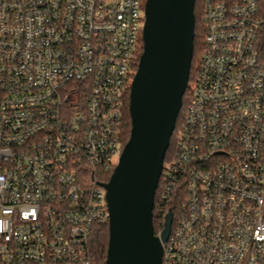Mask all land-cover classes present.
<instances>
[{
	"label": "built area",
	"instance_id": "2783aa9c",
	"mask_svg": "<svg viewBox=\"0 0 264 264\" xmlns=\"http://www.w3.org/2000/svg\"><path fill=\"white\" fill-rule=\"evenodd\" d=\"M145 0H0V264H92ZM190 100L163 162L162 264H264V0H201Z\"/></svg>",
	"mask_w": 264,
	"mask_h": 264
},
{
	"label": "water",
	"instance_id": "95a60500",
	"mask_svg": "<svg viewBox=\"0 0 264 264\" xmlns=\"http://www.w3.org/2000/svg\"><path fill=\"white\" fill-rule=\"evenodd\" d=\"M195 0H145L142 51L130 83L129 137L103 183L109 213L104 264H162L172 223L155 234L152 208L188 83Z\"/></svg>",
	"mask_w": 264,
	"mask_h": 264
},
{
	"label": "trees",
	"instance_id": "16d2710c",
	"mask_svg": "<svg viewBox=\"0 0 264 264\" xmlns=\"http://www.w3.org/2000/svg\"><path fill=\"white\" fill-rule=\"evenodd\" d=\"M201 15H202L201 0H195L194 2L195 23H194L193 52H192V59H191V64H190L188 83H187L185 92L182 96L181 108L176 118L175 128L169 139V144L165 152L164 161H167L168 159H170L171 155L173 154L174 134L182 121L184 110L190 100V84L192 83L196 75L197 64L199 61V56H200L202 44H203V36L205 33ZM129 131H130V118H129V113H128V98H127V100L125 101V107H124L123 137H122L123 146L129 137ZM109 176L110 174H107L105 179L108 180ZM159 186H160V180L158 181V184L155 190L154 204L152 208V224H153L155 234H158L163 227V218L161 217L159 211L157 210V196H158ZM171 211L174 213L173 208ZM107 244H108V222L101 223V224H94L92 227L89 240H88V250L91 256L92 264H104L105 258H106Z\"/></svg>",
	"mask_w": 264,
	"mask_h": 264
},
{
	"label": "rangeland",
	"instance_id": "374dc122",
	"mask_svg": "<svg viewBox=\"0 0 264 264\" xmlns=\"http://www.w3.org/2000/svg\"><path fill=\"white\" fill-rule=\"evenodd\" d=\"M118 157H119V154H115V155L113 156V161H114L115 163H117Z\"/></svg>",
	"mask_w": 264,
	"mask_h": 264
}]
</instances>
